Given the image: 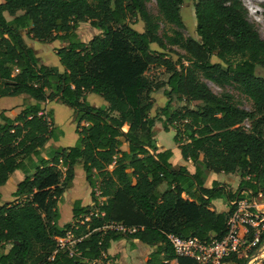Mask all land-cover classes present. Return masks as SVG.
Segmentation results:
<instances>
[{
    "label": "trees",
    "instance_id": "1",
    "mask_svg": "<svg viewBox=\"0 0 264 264\" xmlns=\"http://www.w3.org/2000/svg\"><path fill=\"white\" fill-rule=\"evenodd\" d=\"M155 1L164 23L177 30L159 35L147 0H0V99L26 96L35 102L13 119L0 114V189L27 157L38 156L56 137L42 103L72 109L78 137L74 146L41 159L17 185L14 200L0 205V264H113L107 252L120 240L156 247L146 264H197L177 257L167 236L220 241L236 210L231 203L264 196V77L256 73L264 70V40L240 0H191L197 39L181 32L184 0ZM139 21L142 32L132 27ZM83 22L100 31L87 43L75 37ZM21 31L32 41L61 42L55 56L63 71L39 62ZM173 48L184 56L171 60ZM152 68L162 70L166 81L153 82ZM204 81L237 87L252 110L241 109L228 94H214ZM160 89L168 100L150 117V95ZM87 94L101 96L107 106L89 105ZM173 97L191 108L173 105ZM156 121L164 132L175 131L173 141L183 162L196 167L193 174L172 166L171 150H159ZM77 164L92 204L74 206L71 222L59 227L57 206ZM201 170L237 174V190L217 182L204 188ZM218 199L228 212L210 210ZM67 232L81 237L72 255L57 243ZM263 244L264 232L252 251ZM229 261L246 262L237 255Z\"/></svg>",
    "mask_w": 264,
    "mask_h": 264
},
{
    "label": "rangeland",
    "instance_id": "2",
    "mask_svg": "<svg viewBox=\"0 0 264 264\" xmlns=\"http://www.w3.org/2000/svg\"><path fill=\"white\" fill-rule=\"evenodd\" d=\"M240 1L242 2L247 12L248 21L255 27L261 39L264 40V19H263L264 0H240ZM146 8L149 14H151L157 20L159 24V28H160L159 35H163L166 33L170 34L173 30H177L176 27L170 26L164 23L161 16L159 15L155 0H147ZM181 17L185 25V29L181 31L182 34L187 38L189 37V38L197 39L196 32H195L196 20H195L194 11H193V2L191 0L183 1L182 7H181ZM7 19H10V17H8ZM132 27L139 32L143 31V23L140 21L137 23H132ZM21 34L24 38H26L25 31H21ZM98 34H100V31L92 27L89 22L80 23L77 29L75 30L76 39L84 43H87L92 37ZM58 43L60 42L59 41L55 42L53 43V45H56ZM39 44H40L39 42L33 41V48L37 50L40 48L39 46L43 47L42 45H39ZM152 48L157 50L155 45L152 46ZM172 50L175 54H169L168 57L173 61L178 60L181 56H184L185 54L183 51L177 48H173ZM37 54H38V57L40 58L39 62H41L43 65L48 66V67H56L58 68L60 72L63 71L62 67L59 64L58 58L53 54L52 50L50 49L47 50L46 48L45 49L42 48V50L37 51ZM211 61L218 62V60L215 57H212ZM256 73L257 75L264 77V70L258 69ZM148 77L151 80H153V82L155 83L164 82L167 79V76L163 73V71L160 69H156V68H152L148 72ZM204 82L208 85V87L214 94L218 96H221L223 94H228L229 96H231L235 104H237V106H239L241 109L247 112H250L252 110L251 101L246 96H244L237 89V87L233 85H229V86H224L220 88L208 81H204ZM163 90L164 89L154 91L150 95V98L153 103V109L149 113L150 117H155V111L158 108L163 107L168 100L167 97H165ZM86 102L89 105L93 107H98V108L105 107L106 105L102 97L99 95H95V94H89L88 97L86 98ZM32 103H34V101H32L26 96L3 98V99H0V113H5L6 116H10V118H12L15 115V113H18V110H21L22 106L29 105ZM172 103L175 106L184 105L186 107L191 108V105L189 104L176 102L175 97H173ZM46 104L47 103H42L41 105L46 107ZM51 108L53 109V115L51 116L53 117L52 122H54L56 126V131H55L56 137H54L53 139L54 144H52V139L49 140V143L47 144V149L45 150L46 151L49 150L50 149L49 146L57 147V144L55 143L61 140L63 142L62 145L72 146L73 143H75V140L77 137L74 132L75 123H74L73 110L65 105L56 104V103L52 104ZM52 122H51V125L53 127L54 124ZM0 124H1V120H0ZM174 134H175V131L172 128H169V132L166 133L164 132L162 123L158 121L155 122V125L153 128V135H154L155 142L157 146L159 147L160 151L172 150L173 152H176V148L178 147L173 141ZM177 152L178 154H180L179 151ZM48 155L51 157L53 154L52 152H50ZM171 160L174 161V158H172ZM174 162H176V160ZM195 168L196 167L193 166L194 170ZM201 171L204 175V179L206 180L208 172L203 171V170ZM24 173L26 174V170H24L23 172L17 173L16 175L12 177L13 180L18 181L21 175L22 176L25 175ZM213 179L218 180L220 182L227 183L228 185L219 183L223 185L227 191H230V186L232 185V183L235 182V180L240 181V178L237 174H224V173H218V174L214 173ZM70 184H71L70 187H67L65 190L66 191L64 195L65 197L63 198L62 196L60 201L61 203H65V204H68L69 206H72L71 199L73 197L78 198V200L82 199L83 201V199H86V196H88L86 192L87 184L84 179V173H82V178H80L77 174L75 186H72V182ZM74 188H75V191L73 192ZM183 198H186V197L183 196ZM263 199L264 198H262V200ZM221 200L224 202L223 199ZM11 201L12 199H11L10 192L2 191L0 205H3ZM78 202H76V205H78ZM215 208L219 209V206ZM127 246L129 248L132 247L129 244L128 240H123V242H121L119 245V248H118L119 250L118 249L116 250L115 256H118V260L119 262L121 261V264H127V260L124 261V258L122 257V254L124 252L123 250L126 251V249L128 248ZM140 247L147 248L144 244L140 245ZM137 249L138 248H134V251H137L138 253H140L141 250L139 251ZM238 257L246 260L245 264H264V245L261 246L256 251L254 250L252 251V249L250 250L247 249L246 252L239 253ZM98 264H110V262L99 261Z\"/></svg>",
    "mask_w": 264,
    "mask_h": 264
},
{
    "label": "crops",
    "instance_id": "3",
    "mask_svg": "<svg viewBox=\"0 0 264 264\" xmlns=\"http://www.w3.org/2000/svg\"><path fill=\"white\" fill-rule=\"evenodd\" d=\"M4 16H5V18L7 19L9 16H8V14L7 13H4ZM11 19V18H10ZM10 19H7V20H10ZM25 36H26V34H25ZM24 38V37H23ZM24 40H25V42H26V44H27V46L29 47V48H31L33 51H34V53L36 54V57H37V59L38 60H40V58L38 57V54H37V51L38 50H42V48L43 49H50V50H52V52H53V54L55 55V52H56V50L57 49H59V48H61V47H63L64 45L60 42V43H58V44H56V45H53V43H55V42H58V41H54V42H47V43H42V42H39L40 44L39 45H42L43 47H41V46H39L40 48L39 49H34L33 48V41L32 40H30V39H28L27 38V36H26V38H24ZM56 68V67H55ZM58 69V68H57ZM88 95L89 94H87L86 95V98L88 97ZM35 104V102L34 103H32V105H34ZM52 104H54V102H47V104H46V107L45 106H42L41 105V108L44 110V113H50L51 114V116L53 115V109L51 108V105ZM57 104V103H56ZM107 105H105V107H106ZM101 108H104V107H101ZM20 111L21 110H18V113H15V115L11 118V119H13V118H15L19 113H20ZM1 114V113H0ZM5 114V113H4ZM6 116V115H5ZM7 117H9L10 118V116H7ZM52 118L53 117H51V122H52ZM53 124H54V122H52ZM53 128H54V130L56 131V126H55V124H54V126H53ZM127 130H128V127L127 126H125L124 128H123V131L124 132H127ZM74 132H75V130H74ZM75 135H76V133H75ZM77 136V135H76ZM60 137V136H59ZM77 138L78 137H76V140H75V143H76V141H77ZM51 140V139H50ZM48 143H49V141H48ZM47 143V144H48ZM75 143H73V145L72 146H74L75 145ZM47 144L44 146V148L43 149H41V150H39V155L38 156H29V157H27L24 161H23V166H22V168L20 169V170H18V171H16V172H14L11 176H10V178L8 179V181H7V183L0 189V193H1V195H2V191H9L10 192V195H12V193L15 191V189H16V187H17V185L21 182V181H23V179L25 178V177H27V176H30V175H32L33 173H34V171H35V168L37 167V165H38V163H39V161L41 160V159H44V160H49L51 157L48 155L50 152H52V154L55 152V151H57L58 149H60V148H68V147H72V146H64V145H62L63 144V142H62V140L61 141H57V143H55V144H57V147H51V146H49L50 147V149L49 150H45V149H47ZM52 144H54V142H53V139H52ZM122 150L123 151H128V145L127 144H124L123 145V147H122ZM172 151V150H171ZM177 151H179V153H180V150L178 149V148H176V152H173L172 151V153H173V157L172 158H174V161L176 160V162H174V161H172L171 159H170V163L172 164V166L174 167V168H178V167H185V168H187V170L189 171V173H191V174H193L194 173V169H193V164H192V162H183V160H182V158H181V155L180 154H178V152ZM112 166H110L109 167V170H112ZM24 170H26V174L25 175H21L19 178V180L18 181H14L13 180V176L14 175H16L17 173H20V172H23ZM74 179H73V181H72V186H75V184H76V178H77V174H78V176L80 177V178H82V173H84L83 172V170H82V165L81 164H77L75 167H74ZM213 175H214V173H210V172H208V174H207V179L205 180V182H204V188H206V189H209V188H211V185H212V183L213 182H217V183H221V184H226V185H228L227 183H224V182H220V181H218V180H215V179H213ZM84 179H85V175H84ZM86 181V180H85ZM86 184H87V182H86ZM238 184H239V181L238 180H235V182L234 183H232V185L230 186V191L232 192V193H235V191L237 190V188H238ZM163 189H165V187H162V189L161 190H163ZM75 191V188H74V190H73V192ZM86 192H87V194H88V196H86V199H83V201H82V199L81 200H78V198H72L71 199V201H72V206H69L68 204H65V203H61V201L58 203V206H57V211H58V220H57V225L59 226V227H63L65 224H67L68 222H71V220H72V209H73V207L76 205V202H78V205H80V206H83V207H85V206H90L91 204H92V202H91V197H90V193H91V189H90V187H89V185L87 184V188H86ZM65 193H66V191L64 192V194H63V198L65 197L64 195H65ZM262 198H264V196H261V197H259V198H256V199H253L254 200V202H255V205H257L258 206V208H260V209H262V211H264V199L262 200ZM11 199H12V201L14 200V198H12L11 197ZM219 206V209H216L215 207H218ZM210 210H212V211H215V212H217V213H225V212H228V207L226 206V204L221 200V199H218V200H215V201H212L211 202V204H210ZM121 242H123V240H120V241H117V242H113L112 244H111V247H110V249L108 250V252H107V255L108 256H110V257H112V258H114L115 259V261H114V263L113 264H121V261L119 262V260H118V256H115L116 255V250L119 248V245H120V243ZM129 244L132 246L131 248H129L128 246V248L126 249V251L125 250H123L124 252H123V254H122V257L124 258V261L125 260H127V264H146V262H147V260H148V258H149V256L155 251V249H156V247H150V246H148V245H145L147 248H142V247H140V245H142V243H140V242H138V241H129ZM134 248H138L137 250H141V252L140 253H138L137 251H134ZM119 250V249H118ZM121 257V258H122ZM239 258V257H238ZM172 264H175L174 262L172 263ZM224 264H235L234 262H232V261H229V262H225Z\"/></svg>",
    "mask_w": 264,
    "mask_h": 264
},
{
    "label": "built area",
    "instance_id": "4",
    "mask_svg": "<svg viewBox=\"0 0 264 264\" xmlns=\"http://www.w3.org/2000/svg\"><path fill=\"white\" fill-rule=\"evenodd\" d=\"M231 204L236 205V210L227 220L228 230L222 240L204 242L196 238L184 239L168 235L169 244L175 255L191 258L197 264H224L225 260L232 255L238 256L239 253H244L247 249H253L264 232V211L255 205L254 200ZM106 228L129 234L136 231V229L124 228L121 225H109ZM250 235L253 237L251 242L248 240ZM79 241H81V237L75 238L71 232H67L63 238L57 240V243L60 249H66L72 255L74 247Z\"/></svg>",
    "mask_w": 264,
    "mask_h": 264
},
{
    "label": "water",
    "instance_id": "5",
    "mask_svg": "<svg viewBox=\"0 0 264 264\" xmlns=\"http://www.w3.org/2000/svg\"><path fill=\"white\" fill-rule=\"evenodd\" d=\"M70 185H71V184L69 183V184L67 185V187H70Z\"/></svg>",
    "mask_w": 264,
    "mask_h": 264
}]
</instances>
